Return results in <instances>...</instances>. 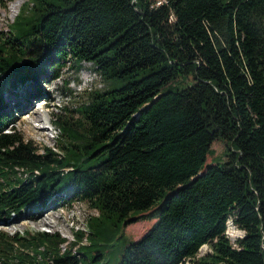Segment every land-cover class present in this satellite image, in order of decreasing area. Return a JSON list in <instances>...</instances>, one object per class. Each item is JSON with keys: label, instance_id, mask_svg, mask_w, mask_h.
Here are the masks:
<instances>
[{"label": "trees", "instance_id": "trees-1", "mask_svg": "<svg viewBox=\"0 0 264 264\" xmlns=\"http://www.w3.org/2000/svg\"><path fill=\"white\" fill-rule=\"evenodd\" d=\"M51 58L49 82L69 60L105 88L54 115L55 147L38 149L8 129L4 96ZM215 141L226 159L205 166ZM49 202L96 214L70 244L0 231V264H264V0L24 3L0 33V223ZM151 210L137 241L120 235Z\"/></svg>", "mask_w": 264, "mask_h": 264}, {"label": "rangeland", "instance_id": "rangeland-1", "mask_svg": "<svg viewBox=\"0 0 264 264\" xmlns=\"http://www.w3.org/2000/svg\"><path fill=\"white\" fill-rule=\"evenodd\" d=\"M27 1L11 0L6 2L5 6L0 5V33L4 34L9 31V26ZM161 1L155 0V2ZM13 2L18 4L14 10H12ZM51 59L52 61L49 60L45 67L44 77L41 78V81L38 84L27 85L25 89L35 93L34 97L27 98L26 92L24 96L21 94L20 97L15 99L11 96V93L4 96L5 111L14 115V124L8 129L14 130L25 141L30 142L38 149L55 147L59 137L58 131L53 125L54 115H59L64 110H74L76 105L86 100L89 92L105 88V82L90 63H83L79 72L75 73L71 69L69 60L60 61L62 66L56 70L58 77L49 82L52 75L50 65L55 62L54 58ZM47 76L50 78H46ZM40 93L44 98L38 97ZM32 110L39 116L38 119L33 120L30 118V111ZM8 132L10 133V130ZM211 149L213 153L207 157L205 166L213 165L219 159H226L224 157L225 144L223 142H213ZM49 203L32 219L23 216L19 220L0 223V231L10 235L24 233V231L28 233L36 231L56 232L66 240V244H70L76 241V232H86L88 218L96 214L84 203L74 202L70 206L62 208L57 206L58 203ZM152 211L137 216L138 221L123 227L120 235L122 234L129 241H137L155 222L156 219L149 216ZM226 235L232 246L237 247L236 240L243 237V232L237 230L232 222L228 221ZM207 252H209L208 246H203L197 257H201ZM187 263L190 264L188 261Z\"/></svg>", "mask_w": 264, "mask_h": 264}, {"label": "bare ground", "instance_id": "bare-ground-1", "mask_svg": "<svg viewBox=\"0 0 264 264\" xmlns=\"http://www.w3.org/2000/svg\"><path fill=\"white\" fill-rule=\"evenodd\" d=\"M17 5L18 4H16V2H13V6H12L13 8H12V10L16 9ZM30 118L33 119V120H35V119H38L39 116L34 112V110H32V111H30Z\"/></svg>", "mask_w": 264, "mask_h": 264}]
</instances>
